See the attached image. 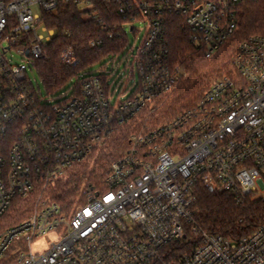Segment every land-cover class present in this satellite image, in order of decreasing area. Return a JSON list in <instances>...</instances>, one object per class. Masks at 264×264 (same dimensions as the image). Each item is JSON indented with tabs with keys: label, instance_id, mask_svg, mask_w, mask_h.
I'll return each instance as SVG.
<instances>
[{
	"label": "built area",
	"instance_id": "built-area-1",
	"mask_svg": "<svg viewBox=\"0 0 264 264\" xmlns=\"http://www.w3.org/2000/svg\"><path fill=\"white\" fill-rule=\"evenodd\" d=\"M103 1L120 22H106L93 0H0V218L17 198L39 193L30 217L0 234V264H264V223L235 240L202 230L194 209L198 186L239 204L264 197L262 36L241 43L231 74L213 81L193 107L132 132L101 186L82 191L83 205L67 214L42 199L186 77L172 60L170 21L213 60L238 31L246 0ZM69 2L91 10L110 40L127 41L128 26L142 37L118 54L128 60L126 82L118 74L115 86L106 68L85 70L64 93L44 98L30 77L55 35L42 13ZM60 58L80 64L71 48Z\"/></svg>",
	"mask_w": 264,
	"mask_h": 264
},
{
	"label": "trees",
	"instance_id": "trees-1",
	"mask_svg": "<svg viewBox=\"0 0 264 264\" xmlns=\"http://www.w3.org/2000/svg\"><path fill=\"white\" fill-rule=\"evenodd\" d=\"M93 2L106 22L121 21L113 6L103 0ZM91 12L83 10L80 4L69 2L60 4L55 11L42 13L41 23L55 31L46 48L47 58L36 67V76L47 93L59 91L79 72L88 70L111 54L118 55L125 50L126 39H108L106 31L90 17ZM238 21L235 36L213 60L206 59L204 53L190 43L188 32L178 20L169 22L168 41L173 63L185 65L191 78L177 91L156 100L153 109L157 123L162 124L180 111L193 107L206 87L217 78L231 74L232 60L243 41L251 36L264 37V0H246L240 6ZM96 39H101L102 44L93 46L91 42ZM69 48L80 60L76 67L65 65L60 58ZM130 134L128 129H122L104 149L94 168L89 169L86 163L69 172L66 178L58 180L47 190L46 197L67 214L83 205L85 199L82 191L101 186L111 164L125 153ZM38 196L39 193L35 192L27 198H17L0 218V234L28 219L36 208ZM196 197L195 220L202 230L212 235L238 240L250 236L264 223V197L246 199L239 204L232 195L211 192L203 186L196 188ZM184 251L186 249H179V252Z\"/></svg>",
	"mask_w": 264,
	"mask_h": 264
},
{
	"label": "rangeland",
	"instance_id": "rangeland-1",
	"mask_svg": "<svg viewBox=\"0 0 264 264\" xmlns=\"http://www.w3.org/2000/svg\"><path fill=\"white\" fill-rule=\"evenodd\" d=\"M33 10L35 12L39 11L37 7H34ZM126 31H127V47L125 48L124 53H126L128 50H131L132 48L135 49L137 47V44H138L137 41H136V38L137 37H142V33H133V32H131L129 26L127 27V30ZM124 53L122 55H124ZM122 55H116L117 58L115 59L114 64H112L113 59H114V56L111 54L108 57H105L99 63L95 64L93 67L89 68L88 70L90 72H93L95 74H98V73H101L103 71V69L106 68V70H108L109 72H113L114 76L112 78H114V85L115 86L119 82V79H116L115 80V78H116V76L118 74H119L120 77L123 78V82H126L127 81V78L125 76H123V75H124V73H126V71H127V75L126 76H128V74H129V72H128V60L127 59H124L122 57ZM13 60H14V62H19L20 61V59H19L18 56H15V58ZM129 64H130V62H129ZM181 66L184 68V70L186 72V77L180 82V84L177 87V90L182 87V84H184L186 81H188L191 78V73H190L189 69L185 68V65H182L181 64ZM30 77L33 80L34 87L37 90H39V92L42 94V96L44 98H49V99H53L54 96H57V94H59V93H64L71 86V84L73 82H75V78H74L72 82L67 83L62 89H60L59 93L50 94V93H47V91L43 88L42 83L37 78L36 74L35 75H30ZM206 86H208V85H206ZM154 114H155V109H153V107H151L148 110H146L138 119H136L134 122H132L127 127H124V128L119 129V130H116V132L110 138H108L97 149V151H95L93 153V155L87 161H85L84 163H82L79 166L74 167L69 172H72L74 169H78V168L82 167L86 163H88L89 169L94 168L96 166L95 165L96 162L100 159V156L103 153L104 149L108 146V144L110 143V141L112 140V138L117 133H119L122 129H128V131L130 133H132V132L134 133V132L138 131L141 128L143 129V128L155 127V126L159 125V123H157L158 119H157V117L156 118L154 117ZM172 117H174V116H172ZM171 118H169V120ZM46 196H47L46 194L45 195L43 194V198L42 199L43 200L48 199ZM259 197H261V196H259Z\"/></svg>",
	"mask_w": 264,
	"mask_h": 264
}]
</instances>
